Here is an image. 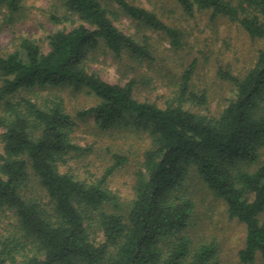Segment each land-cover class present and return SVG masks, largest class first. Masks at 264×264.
Returning a JSON list of instances; mask_svg holds the SVG:
<instances>
[{"label": "trees", "instance_id": "16d2710c", "mask_svg": "<svg viewBox=\"0 0 264 264\" xmlns=\"http://www.w3.org/2000/svg\"><path fill=\"white\" fill-rule=\"evenodd\" d=\"M21 1L0 0V9L13 15ZM60 1L63 13L52 19L72 28L50 33L47 49L21 37L0 53V264H220L218 245L195 242L189 230L194 201L181 189L193 170L245 225L239 262L264 257V0H178L186 13L210 9L262 42L246 71L220 69L235 96L217 113L186 106L208 103L196 89V61L162 105L138 99L134 79L109 82L90 67L101 47L139 64L154 59L149 35L124 32L115 23L121 16L167 35L176 48L183 45L179 28L129 0ZM64 86L86 88L99 100L72 115L60 94L37 93ZM86 118L103 130L129 119L149 131L152 144L129 202L104 178L62 169L83 149L74 132Z\"/></svg>", "mask_w": 264, "mask_h": 264}, {"label": "rangeland", "instance_id": "374dc122", "mask_svg": "<svg viewBox=\"0 0 264 264\" xmlns=\"http://www.w3.org/2000/svg\"><path fill=\"white\" fill-rule=\"evenodd\" d=\"M154 11L166 23L179 28L183 45L176 48L170 38L157 31L140 30L129 17L121 16L115 23L126 33L148 41L154 59L139 64L128 55L116 58L101 47L90 57V67L109 82L125 84L136 81L135 96L159 104L171 101L179 89V79L186 66L196 61L194 82L199 92L205 91L208 103H187L193 110L217 113L235 96L233 84L222 79L220 69L238 74L253 66L262 42L252 39L237 23L212 10L196 9L186 13L178 0H129ZM21 8L11 15L0 9V53L13 50L21 37H29L48 48V36L58 29H70L74 23L56 22L52 15H62L60 0H22ZM110 5L109 7H111ZM11 15V16H10ZM1 81V80H0ZM40 95L56 93L63 96L67 110L77 111L95 105L97 96L86 88L64 86L38 90ZM76 142L83 148L70 157L63 170L92 181L105 179L106 186L124 202L134 197L136 175L152 137L144 127L134 126L129 119L121 120L108 129H100L93 118L77 119ZM126 160L117 165L116 156ZM181 191L194 201L193 226L189 229L195 242L214 241L218 245L220 264H241L238 252L244 244L245 225L228 216L224 200L193 170ZM11 218L5 220L11 227ZM5 226V224H4ZM252 264H264L259 255Z\"/></svg>", "mask_w": 264, "mask_h": 264}]
</instances>
